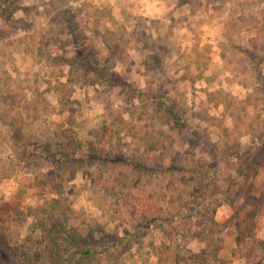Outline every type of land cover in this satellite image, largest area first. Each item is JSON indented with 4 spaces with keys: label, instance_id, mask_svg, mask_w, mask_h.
I'll use <instances>...</instances> for the list:
<instances>
[{
    "label": "clouds",
    "instance_id": "9594fccd",
    "mask_svg": "<svg viewBox=\"0 0 264 264\" xmlns=\"http://www.w3.org/2000/svg\"><path fill=\"white\" fill-rule=\"evenodd\" d=\"M0 264H264V0H0Z\"/></svg>",
    "mask_w": 264,
    "mask_h": 264
}]
</instances>
